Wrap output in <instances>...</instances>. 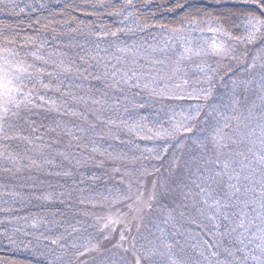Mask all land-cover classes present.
<instances>
[{"label": "trees", "instance_id": "1", "mask_svg": "<svg viewBox=\"0 0 264 264\" xmlns=\"http://www.w3.org/2000/svg\"><path fill=\"white\" fill-rule=\"evenodd\" d=\"M229 9L239 18L233 17L224 22L221 17L224 28L232 37H244L246 33L242 12L253 9L245 7L241 0H132L131 6H126V0H0V57L5 56L13 62L21 60L27 65L31 62V53L39 48V55L44 59L59 61L60 54L66 53L67 55L63 57L65 61L75 60L80 64L79 56L89 60L91 55H95L96 45H99L100 49L108 48V54L115 52L117 46L142 48H147L149 44L161 46L165 42L161 40V33L170 32L169 29L172 28L182 29L181 36L192 42L200 38L217 40V36L207 29L218 25L214 22L210 24L204 13L219 16ZM197 10L200 15L196 18L200 23L194 29L187 23L186 18L190 13L195 14ZM162 25L165 26L163 29ZM73 29L75 31H72ZM118 29L122 31H117ZM199 29L205 31L202 33ZM112 32H117V35L113 37ZM105 33L108 35H104ZM205 34L209 35L205 36ZM218 36H222V41L229 47L235 45L233 48H239L235 52L237 59L224 57L220 60L222 64L216 56L211 57L210 68L217 69L216 73L212 74L214 77L212 97L220 98L229 91L232 81L236 80L237 76L244 73L251 75L245 69L260 45L236 44L221 34ZM243 53L248 55L245 57ZM103 54L104 52L101 51L100 56ZM155 55L159 58V54ZM89 62L96 63L94 60ZM183 67L187 71V76H192V80L200 84V88L208 87L203 74L192 71L190 62L185 61ZM47 73H51L48 67L42 76L37 77L36 86L32 89L35 104L42 106L30 105L31 111L21 108L18 116L9 115L5 121V130L9 138L4 139V135L0 134V152L12 156L27 154L29 157L39 154V164L42 163L41 156L53 160L51 165L45 164L39 168V175L29 167L21 168L12 175V166L0 162V264H86V261L78 262L75 259L86 251L87 247L84 250L83 244L73 243V235L70 232L73 222L67 221L66 217L77 219L78 228L85 224L83 230L93 233L94 238L102 237L104 230L99 224L104 221L99 223L94 218L95 215L89 216L87 209H100L96 215L102 216H106L109 209L115 210L114 214L119 213L127 219L126 225L131 231L126 229V225L119 224L111 237L105 240L98 238L93 240V243L98 245L95 256L117 249L130 262L129 258L134 260L130 251L133 237L141 231L150 218L159 216L157 209L160 204L173 206L170 200H162L153 204L151 212L145 209L142 214L143 220L133 219L137 215L134 211L136 207L134 201L138 190L143 191V199L147 200L153 182H163L177 187L176 199L179 201L178 185L184 179L183 161L187 159L189 150L193 149L192 141L196 138L199 129L206 126L205 121L210 120V117L206 111L200 112L198 119L189 121V126L193 127L192 133H181L175 139L168 140L166 145L162 140H146L142 138L146 131L137 135L136 132L124 127L120 123L121 120L127 121L130 125L144 116L147 119L143 123L149 127H157L159 124L168 126L172 117L179 120L182 116H195L194 109L197 105H201L202 101L195 98L198 92H191L189 85L184 86V84H181L184 88L178 90L183 95L176 94L175 88H170L166 96L150 95L147 91L140 92L139 95L128 92L127 100L123 96L119 97V109L113 112L110 106L117 97L111 88L105 87L103 80L94 79L92 76L87 78L61 76L56 80L55 72L51 77ZM95 75H102V72L97 71ZM183 79L184 77L178 80L174 78L171 83L180 84ZM40 81L43 84H57L62 81L61 92L70 90L78 96H84L85 99H106L107 104L85 106L68 101L69 107L82 115H60L51 108V105H43L47 100H56L64 110V105L59 99L61 94L55 92L54 88L42 87ZM25 83L28 81L25 80ZM69 85H71L70 89ZM29 88H32L31 84ZM104 93H107V96ZM41 95L45 96V101L39 100ZM181 96L184 99L175 98ZM219 102L218 99L216 103ZM133 104L137 107L134 108ZM139 105L144 107L141 108ZM204 105L205 110L209 111L208 106L211 104L207 102ZM125 107L128 108V112L124 111ZM94 116H99L100 119L96 120ZM106 119L115 120L116 124L109 125L102 122ZM8 125H11L10 131ZM77 127L86 131L79 132ZM24 136H27L32 143L29 144L24 140L22 138ZM73 136L79 139H74ZM37 137H42V141ZM41 144L51 147H44L42 152L34 150ZM93 148L98 151L93 152ZM148 149L153 151L149 152ZM62 151L69 159L65 160L58 155ZM109 153L116 159L110 158ZM157 156L161 158L156 159ZM77 160L80 163H77ZM29 163L27 162L26 166ZM65 172L69 174L65 175ZM127 174L130 175L126 177ZM124 180L130 181L131 184L125 183ZM23 182L25 192L17 189L6 195V191L14 188L15 184L19 185ZM29 182L32 183L31 186L27 185ZM118 192L121 196L130 194L132 199H119ZM44 196L49 199H43ZM81 200L85 203H80ZM130 204L133 205L132 208H129ZM16 217H20L23 222L20 220L22 224L17 225L19 228L15 233L16 245H14L10 244V239L16 228L14 223L18 221ZM177 219L176 227L184 228L189 234L185 233L183 238H175V240L179 243L190 241L198 243L205 255H208L212 250H207L205 241L212 240L208 232V230L214 231L212 223L204 220L202 223L194 224L191 223V217L185 220H180L179 217ZM27 222L33 223L37 228L36 231L30 228ZM137 224L140 227L139 232H137ZM171 227L170 224L168 228ZM121 232L126 237L122 242L123 248L114 247L120 243ZM45 233L48 234V238L45 237ZM186 238L187 240L183 241ZM53 240L57 243L53 244ZM61 240L71 242L67 243V247L60 248ZM223 245L238 248L234 242L229 244V239L226 237L223 238ZM137 247L138 245L135 248ZM124 249L128 251L125 252ZM197 254L194 252L191 255L198 259ZM236 255H240V252L237 251ZM84 256L87 258V254Z\"/></svg>", "mask_w": 264, "mask_h": 264}, {"label": "snow or ice", "instance_id": "2", "mask_svg": "<svg viewBox=\"0 0 264 264\" xmlns=\"http://www.w3.org/2000/svg\"><path fill=\"white\" fill-rule=\"evenodd\" d=\"M245 7H251L253 11L242 12L245 21L244 37H232L221 22L229 21L233 17L239 18L231 9L214 16L205 12L208 22L216 23L218 27L207 29L213 34H221L235 43L259 44L260 47L256 54L252 56L251 63H248L245 71L250 73L248 79H238L232 81V87L224 96L220 97L219 103L209 105L207 115L210 120L205 121V127L199 129L196 138L192 141L194 147L189 150L187 159L183 161V177L184 179L178 185L179 201L176 199L177 187L168 185L163 182L154 181L152 190L147 200L143 199V191L138 190L135 198V213L133 219L139 218L143 220V212L147 209L152 211V206L162 200H170L172 207L167 204H160L157 209L159 217L157 222L153 224L155 233L154 240H148L149 247L145 250L141 245L140 249L133 252L135 264H264V0H241ZM132 0H126V6H131ZM183 7V6H181ZM129 15H132L129 13ZM200 15L199 10L195 14H189L186 18L187 23L195 29L200 21L197 16ZM235 27V25H233ZM147 27V25L145 26ZM165 26H161L163 29ZM202 33L204 29H199ZM72 31H75L73 29ZM117 31H122L118 29ZM171 35L168 41L161 46L149 44L147 48L142 47H119L115 52L108 54L109 49H100L99 45L95 46V55H91L89 60L96 63H90L83 56H79L80 64L75 60L65 61L63 58L66 53H61L59 61L45 60L43 56L36 52L31 53L36 61H42L43 67H36L35 64H24L22 62L14 63L7 57H0V134L4 135V139H8L5 121L9 117L18 116L21 108L31 109L29 106L41 107L35 104L32 95V89L35 88V82L38 76H42L48 64L53 65L56 80L61 76H78L87 78L92 76L94 79L103 80L105 87L111 88L117 98L114 99L110 106L112 111H118L120 106L119 97L123 96L127 100L126 93L134 92L139 95L140 92L147 91L150 95L166 96L170 88L179 89L181 84H172L174 78L187 76V71L183 67L184 62L191 60L193 56H222L237 59L232 55L229 46L221 41L217 42L213 39L207 47H192L191 42L186 37L181 36L182 29H169ZM99 35V34H97ZM104 35H108L105 33ZM114 37L117 32H112ZM175 37H180L177 41ZM72 39L71 37L69 38ZM169 43L179 44L180 51L177 52L175 47L169 49ZM7 51V50H5ZM103 51L105 56H100ZM119 53V55H117ZM159 53V58L156 55ZM11 55V53H9ZM246 57L248 53H243ZM173 56L175 57L173 59ZM115 60V63L112 61ZM198 71L204 74L208 83L207 88H200L196 99L203 98L208 101L213 95L214 85L212 84L213 75L209 72L216 73V68L208 66L196 65ZM29 69H32L30 72ZM97 71H101L102 75H95ZM49 77L53 73H47ZM223 79V77H221ZM25 80L28 83H25ZM41 86L48 89L54 88L55 92L60 93L59 99L64 105V110L57 104L56 100H47L45 105H51L58 114L64 116L82 115L73 111L68 105V101L76 104L88 106L106 105V99H85L84 96H78L70 90L61 92L62 81L57 84H43ZM184 85L188 84L187 79H183ZM32 88H29V85ZM69 89L71 85L68 86ZM27 89V91H26ZM107 96V93H104ZM184 99V97H175ZM191 98V97H190ZM40 101H45V96H39ZM133 107L137 105L133 104ZM143 108V105H139ZM204 105H197L194 109L195 116L181 117L176 120L172 117L168 126L159 124L157 127H149L143 121L147 118L139 117L138 121L128 124L127 121L121 120V124L127 127L129 131L136 132L137 135L144 133L142 136L146 140H162L167 144L170 139H175L181 133H192L193 127L189 126V121L199 117ZM128 112V108H124ZM99 120V116H94ZM109 125L116 124L115 120H104ZM59 126V125H57ZM11 130V125H8ZM74 127H76L74 125ZM35 131V129H33ZM54 131V129H53ZM77 131L85 132L83 128L77 127ZM70 134V133H69ZM28 141H32L27 137H22ZM74 139L79 137L73 136ZM42 141V137H37ZM44 147L51 145L41 144L34 150L43 151ZM79 147V145H78ZM93 152L98 149L93 148ZM149 152L153 149H148ZM167 151V147H164ZM65 160L69 159L64 153H58ZM110 158L111 153L108 154ZM7 158V157H6ZM157 156L156 159H160ZM12 159H15L12 157ZM91 159V157H89ZM42 163L38 164L36 159H31L28 167L42 168L45 164L51 165L52 159L41 156ZM77 163L80 161L77 160ZM176 164V162H174ZM19 170V169H17ZM118 170V169H117ZM7 171V169H6ZM65 175L69 173L65 172ZM147 173H145L146 175ZM131 189V185H129ZM117 197L122 200H130L132 196L123 195L119 192ZM47 200L49 197L44 196ZM80 203H85L81 200ZM133 205H129L132 208ZM194 214V215H193ZM179 217L185 220L191 217V223H202L204 220L212 223V234L220 237L216 244H207L208 249H216L208 255L202 250L199 252V259L193 258L191 254L186 252L179 245V241L172 242L177 233H168L166 227L169 224L173 228L176 227ZM120 219L113 220L111 217L104 228L110 225L120 223ZM128 231H131L127 227ZM140 227L137 224V232ZM158 233V235H157ZM229 239V244L238 245L239 247L223 246V238ZM107 239V237H105ZM126 237L123 232L120 235V243L114 247L123 248V241ZM143 239H147L144 237ZM53 244L57 241L53 240ZM97 248L98 245H94ZM135 248V238L131 245ZM179 249L173 252V248ZM125 252L128 249H124ZM242 253L237 256L236 252ZM139 253V254H137ZM221 253L224 258L220 259ZM120 264H128L126 258H120Z\"/></svg>", "mask_w": 264, "mask_h": 264}, {"label": "rangeland", "instance_id": "3", "mask_svg": "<svg viewBox=\"0 0 264 264\" xmlns=\"http://www.w3.org/2000/svg\"><path fill=\"white\" fill-rule=\"evenodd\" d=\"M170 35H171V33L168 32V31L161 33V40L168 41ZM207 35H209V34H205V36H207ZM214 35L217 36V42H221L223 40L222 39L223 38L222 36H218L219 34L218 35L217 34H214ZM174 39H176L178 41L180 39V37H175ZM227 40H228V38H227ZM188 41L191 42V46L194 47V48L195 47H205L206 48L207 45L209 43H211L212 40H209V39H206V38H200L196 42L195 41L192 42V40H190V39H188ZM173 47H175V49H176L177 52H179L181 50L180 47H179V44L173 45V44L170 43L169 49H171ZM233 47H235V45H233ZM233 47L230 46L229 48H230V50H232V53H234V56H235V52L239 48H233ZM34 52H36L39 55V48L36 49ZM157 54H159V53H157ZM58 56H59V54H58ZM102 56H105V53ZM2 57H5V56H2ZM31 57L32 58H31L30 64H35V66L38 67V68L39 67H43V62L42 61H36L33 56H31ZM211 57H215V55L193 56L191 58V60H188V62L191 63L192 71L195 72V73L198 72V69L196 68V65L210 67V65H211ZM216 57L218 58L219 63L222 64V62L220 60L223 59L224 57H222V56H216ZM54 58L59 59V57H54ZM45 60H52V59L51 58H45ZM16 62L25 63V62H23L21 60H17L14 63H16ZM112 63H115V60H113ZM40 64H42V66ZM47 67H48V69H49V71L51 73H54L53 65L52 64H48ZM223 68H224V66H223ZM29 71H32V69H29ZM212 74L213 73L209 72V75H212ZM203 76H204V74H203ZM182 77L183 76L177 77L176 80H178V79H180ZM249 77H250V75H247L246 73H244V74H241L240 76H237V79L236 80H238V79H248ZM184 79H187L188 80V84L187 85H189L188 87L191 88V92H193V91L194 92H198V90L200 89V87H199L200 84L195 83L196 81H193L192 80L193 79L192 76L191 77L186 76V77H184ZM180 84H183V83L181 82ZM184 86H186V85H184ZM216 87L218 88V85H216ZM181 88H184L183 85H181ZM181 88H179V89H181ZM205 88H207V87H205ZM179 89H177V93L176 94L183 95V94H181L182 92H179L178 91ZM184 92H185V90H184ZM172 94H175V93L172 92ZM192 97H194V96H192ZM201 99H202L201 105H204V103H207V102H209L210 104L216 103L218 101V99L220 101V98L219 97H211L207 102L204 101L203 98H201ZM203 111H206V113L209 112L208 109L205 110V105H204V108L201 110V112H203ZM196 118L198 119V117H196ZM62 152L64 153V151H62ZM62 152H60V153H62ZM12 157H14L15 159H12ZM38 157H39V154L32 155L31 157H29V155H27V154H22V155H19V156H12L11 154L5 153L3 151L0 152V162H3V164H5V163L7 164L8 163V164H10L12 166V168H11V169H13V172H11L12 175L13 174L15 175L16 174L15 172L21 170V168L22 169L27 168L28 166H26V163L27 162H30L31 159H36L37 160V163L39 164ZM17 169H19V170H17ZM30 169L31 170H34L35 173L39 175V169H37L35 167H31ZM129 175L130 174H127L126 177H128ZM124 182L125 183H128V184H131L130 181H125L124 180ZM31 184H30V182L27 183L28 186L29 185L31 186ZM24 186H25L24 182L22 184H19V185L15 184V187L14 188L6 191V195L7 194L9 195L11 191H14V192L17 191V189H20V191H22V192L24 191L25 192ZM93 206L94 207H100V206H96V205H93ZM99 210L100 209H96V210L87 209V211H88L87 214L89 216L95 215L94 218L99 223H101L102 220L104 221L103 223L99 224L101 226V228L104 230L103 233L100 230V232L102 233L101 234L102 237H96L95 236V238H94L93 233H90L88 230L87 231H84L83 230L85 224H82L81 227L78 228L77 227L78 223H76V220L77 219L73 220L70 216L69 217H66V218H68L67 221L73 222V225L70 228V232L73 235V243L74 244H78V245L79 244H83L84 245V250L87 247V250L84 251L80 256L75 257V259L78 262H84V261H86V264H120V258L121 257H124V255L122 254V252L120 250H117V249H114V250L111 249L108 253H106L104 255L95 256L97 254L95 252V250H97V248H94L93 247L95 245L93 243V240L98 239V238H101L102 240H105L106 239L105 237H107V238L111 237L112 232L116 229V227L119 224H122V225H126L127 224V219L125 217L121 216L119 213L114 214L115 213V210H110V209L107 210L106 216H102L100 214L96 215ZM113 211H114V213H113ZM110 217L113 220L119 218L121 222L118 223V224H115V225H110L108 227L109 229H104V225L106 223H108V220H109ZM158 217H159L158 215L155 216V217L153 216L152 219L150 218L147 222L145 221L146 222L145 226L141 229V231L136 236L133 237V239L135 238V245H138V247L137 248H133V249L131 248L130 251L132 253L134 251H137L138 249H140L141 245L144 246L145 250L149 247L148 240H154V236L151 235V234L152 233H155V228L153 227V224L155 222H157ZM16 218H17L18 221L14 223V226L16 228H15V231L13 232V235H12L13 237L10 239V244H14V245H16V241L14 240V237L16 236L15 233L17 232L16 230L19 228V226H17V225L20 224V220H21V222H23V220L20 217H16ZM145 220H146V218H145ZM27 223H28V226L30 228H32L33 230L36 231L37 228H36V226L33 223H31V222H27ZM161 226L163 227V225H161ZM169 226H170V224L166 226L167 227L166 231L168 233H170V234L171 233H177V235H175L174 239L172 240V242L174 244H175V241H176L175 238L180 239L181 237L183 238V236H184L185 233L189 234V232L185 231L184 228H181V227H178L177 228V227H175V228H173V231H172V227L171 228H168ZM25 230H28V229H25ZM208 232L210 233V235L212 237V240H210V239L207 240L208 244H216L219 241L218 240L219 237L217 238V236H214L210 230H208ZM108 234H110V235H108ZM44 235H45L46 238L49 237L48 234H46V233ZM64 235H66V233H64ZM157 235H158V233H157ZM144 237H147V239H143ZM65 240H66V238H65ZM186 240H187V238L184 239L183 241H186ZM86 241H88V242H86ZM70 242L71 241H69V242L67 241L66 242L64 240H61L59 247L60 248L67 247V243H70ZM179 244H180L181 247H183L184 250H186L188 252H191L190 254H193L194 252L198 253L197 255H198V259H199V252L203 250L202 247H201V245H199L198 243H194L193 241H190L188 243L187 242H180ZM223 246H225V245H223ZM237 247H239V246L237 245ZM207 250H212L213 251V250H216V249H208L207 248ZM177 251H179V249L176 248V247H174L173 248V252H177ZM86 254H87V258H85V256H84ZM137 254H139V253H137ZM241 255H242V253L240 252V255H237V256H241ZM223 258H224V254L221 253L220 259H223ZM129 259H130V262L127 260L128 261V264H135V261L132 258H129ZM131 261H134V262H131Z\"/></svg>", "mask_w": 264, "mask_h": 264}]
</instances>
